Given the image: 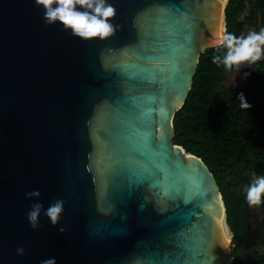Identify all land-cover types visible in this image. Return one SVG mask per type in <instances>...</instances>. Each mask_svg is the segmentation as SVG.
I'll return each mask as SVG.
<instances>
[{
  "label": "water",
  "instance_id": "water-1",
  "mask_svg": "<svg viewBox=\"0 0 264 264\" xmlns=\"http://www.w3.org/2000/svg\"><path fill=\"white\" fill-rule=\"evenodd\" d=\"M226 2L0 0V264L231 263L217 183L172 143Z\"/></svg>",
  "mask_w": 264,
  "mask_h": 264
},
{
  "label": "trees",
  "instance_id": "trees-1",
  "mask_svg": "<svg viewBox=\"0 0 264 264\" xmlns=\"http://www.w3.org/2000/svg\"><path fill=\"white\" fill-rule=\"evenodd\" d=\"M224 38L199 55L191 88L174 113L172 143L200 158L214 177L230 232V264H264V0H227ZM245 31L260 36L249 39ZM243 66L244 87L224 75Z\"/></svg>",
  "mask_w": 264,
  "mask_h": 264
},
{
  "label": "rangeland",
  "instance_id": "rangeland-1",
  "mask_svg": "<svg viewBox=\"0 0 264 264\" xmlns=\"http://www.w3.org/2000/svg\"><path fill=\"white\" fill-rule=\"evenodd\" d=\"M223 19L221 22V27H223ZM220 32V30H219ZM245 35L247 38L252 39L256 41V45L259 46L262 43V40L259 35L245 31ZM246 81V74H245V69L243 66L237 67L236 70H229L225 75H224V80L223 84L225 87L227 86H232L235 88H241L244 87ZM250 208H251V215H252V220L254 219V222H260L263 220L264 216L261 213V211L252 204V202L249 200ZM226 228V227H225ZM225 233L229 236L230 238V232L228 229L225 230ZM225 234V235H226Z\"/></svg>",
  "mask_w": 264,
  "mask_h": 264
},
{
  "label": "bare ground",
  "instance_id": "bare-ground-1",
  "mask_svg": "<svg viewBox=\"0 0 264 264\" xmlns=\"http://www.w3.org/2000/svg\"><path fill=\"white\" fill-rule=\"evenodd\" d=\"M220 32L218 31V37H217V41H216V44H219L222 40V36H223V27L220 26ZM227 229V227L225 228L224 227V224H223V230H224V233H225V230ZM226 234V233H225ZM223 234L225 239H227L229 241V236L226 234Z\"/></svg>",
  "mask_w": 264,
  "mask_h": 264
}]
</instances>
